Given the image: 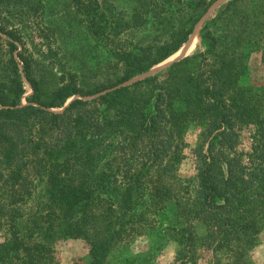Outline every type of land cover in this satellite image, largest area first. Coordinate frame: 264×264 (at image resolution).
Instances as JSON below:
<instances>
[{
	"label": "trees",
	"instance_id": "1",
	"mask_svg": "<svg viewBox=\"0 0 264 264\" xmlns=\"http://www.w3.org/2000/svg\"><path fill=\"white\" fill-rule=\"evenodd\" d=\"M215 1L65 0L62 29L42 23L45 0H0V264H53L67 238L89 245L73 264H142L112 258L155 228L176 244L171 264H196L200 248L208 264H249L264 227V86L242 81L252 54L264 63V0L226 2L194 54L59 113L172 56ZM66 30L86 47H64Z\"/></svg>",
	"mask_w": 264,
	"mask_h": 264
},
{
	"label": "rangeland",
	"instance_id": "2",
	"mask_svg": "<svg viewBox=\"0 0 264 264\" xmlns=\"http://www.w3.org/2000/svg\"><path fill=\"white\" fill-rule=\"evenodd\" d=\"M224 4L215 7L208 15V17L213 16V14L217 12ZM65 7V0H45V10L42 15V23L45 26H60L62 29H64L67 23V18L64 15V13L67 12L65 10ZM66 33L67 30L65 32V36L63 32H61L60 34V42H63L64 47L68 48L69 50H79L86 47L85 42L82 40L83 37L78 38L77 35H74V40H70L66 39ZM189 40L190 38L181 47L183 48L185 46L182 50L181 56H190L199 49V33L192 39V42L190 44ZM177 52H175L169 58L175 56ZM163 62L157 64L156 66L163 64ZM156 66H154L153 68H155ZM169 67L170 66H165L163 69L157 71V73H155L153 76L165 72ZM242 84L244 86L252 87L256 90L264 86V63L261 61V54L259 52L252 54V56L250 57L247 73L243 78ZM28 95H30V92H28L22 99V103L24 105L26 104L25 97H27ZM76 99L93 100L94 98L86 99L78 95L74 96L66 102L65 106L59 111V113L65 110V108H67L71 104L69 103L71 100ZM68 103L69 105H67ZM50 111L58 113V111L55 110ZM199 133L200 126H198L197 124L191 125L186 133V147L184 148V158L178 168V176L181 180L190 179L194 175L195 160L192 154V149L197 142ZM244 141L247 142L246 139ZM256 237L257 244L251 253L249 264H264V227L259 230ZM1 240L2 237L0 234V242ZM175 250L176 244L168 242L164 237V234L159 229L155 228L153 230H148L144 233H139L135 236H132L131 238H128L126 242L124 244H121L119 248L114 252L112 260L123 262L125 259H142V264H171L174 260ZM88 251L89 245L82 239H60L59 241H57L55 246L53 264H73L75 262L84 263L88 261ZM196 264H208V253L202 248H200L197 252Z\"/></svg>",
	"mask_w": 264,
	"mask_h": 264
},
{
	"label": "water",
	"instance_id": "3",
	"mask_svg": "<svg viewBox=\"0 0 264 264\" xmlns=\"http://www.w3.org/2000/svg\"><path fill=\"white\" fill-rule=\"evenodd\" d=\"M228 0H216L210 7L209 9L207 10V12L204 14V16L199 20V22L197 23V25L195 26L194 30H193V33L192 35L190 36V40H189V44L192 42V39L194 37L197 36V34L199 33V30H200V27H201V24L203 23V21L208 17V15L211 13V11L217 7L218 5H222L224 4L225 2H227ZM188 44V45H189ZM185 47V46H184ZM183 47V48H184ZM182 49V48H181ZM182 57H185V56H181L180 54H175V56H173L172 58H169L167 59L166 61L163 62V64L161 65H158L156 66L155 68H152L151 70H149L148 72L138 76V77H135V78H132L126 82H123L121 84H119L118 86H115L111 89H108L104 92H101L99 94H96L94 96H89V97H82V98H86V99H95V98H98L99 96L111 91V90H114L116 88H119V87H123V86H127V85H131V84H134L136 82H139V81H142L146 78H149L151 76H153L155 73H157V71L163 69L165 66L168 67V66H171L172 64L176 63L177 61L183 59ZM71 101H74V100H71ZM69 102V103H72V102ZM69 103L67 105H69Z\"/></svg>",
	"mask_w": 264,
	"mask_h": 264
},
{
	"label": "bare ground",
	"instance_id": "4",
	"mask_svg": "<svg viewBox=\"0 0 264 264\" xmlns=\"http://www.w3.org/2000/svg\"><path fill=\"white\" fill-rule=\"evenodd\" d=\"M192 49V48H191ZM182 50H183V48L182 49H180L178 52H177V54H182Z\"/></svg>",
	"mask_w": 264,
	"mask_h": 264
}]
</instances>
